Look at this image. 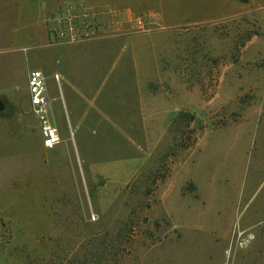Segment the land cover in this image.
<instances>
[{
    "label": "rangeland",
    "instance_id": "obj_1",
    "mask_svg": "<svg viewBox=\"0 0 264 264\" xmlns=\"http://www.w3.org/2000/svg\"><path fill=\"white\" fill-rule=\"evenodd\" d=\"M191 1L143 0L141 13V0H0V264H264V0L205 25L166 23L183 22L175 12ZM65 17L93 36L151 32L171 98L149 163L126 186L28 180L29 152L43 150L26 78L45 66L49 20L64 28ZM181 113L195 120L174 124Z\"/></svg>",
    "mask_w": 264,
    "mask_h": 264
},
{
    "label": "crops",
    "instance_id": "obj_2",
    "mask_svg": "<svg viewBox=\"0 0 264 264\" xmlns=\"http://www.w3.org/2000/svg\"><path fill=\"white\" fill-rule=\"evenodd\" d=\"M140 7L143 13V0ZM43 8L38 23L45 18L47 7ZM180 8L175 15H181L184 23H173L175 17L169 15L166 23L205 25L244 9L241 0H192ZM155 16L162 15L156 11ZM141 19H126L125 22L143 24ZM150 34V31L123 32L59 44H49L47 33L42 34L39 46L47 78V111L60 142L52 150L43 146L26 83L28 108L37 120L40 150H43L39 156V151H34V156L29 152L28 180L36 183L44 179L54 185L76 186L80 184V177L86 181L89 176L93 180H103L107 186H126L141 174L157 143L159 125L163 121V100L171 98L164 90V69L151 54L155 48ZM11 38L20 40L14 35ZM91 50L97 51L93 54L96 63L81 64L83 54ZM54 75H58L59 80ZM172 118L165 124L167 132ZM57 171L69 173V179L56 181L60 178ZM67 192L68 189L62 191ZM66 198L74 199L51 197V200L58 203ZM51 207L53 205L45 206L42 210L56 212Z\"/></svg>",
    "mask_w": 264,
    "mask_h": 264
},
{
    "label": "built area",
    "instance_id": "obj_3",
    "mask_svg": "<svg viewBox=\"0 0 264 264\" xmlns=\"http://www.w3.org/2000/svg\"><path fill=\"white\" fill-rule=\"evenodd\" d=\"M83 16L86 17V15ZM63 19L68 22L66 27H64L66 29L57 27L56 24H54L57 18L49 20L50 23L54 24H50L49 44L76 42L93 36L89 35L85 30H81L80 26H77V24H74V21H71L72 17H65ZM54 78L59 80L58 75H54ZM46 79V75L42 70L34 69L28 75L27 86L32 112L36 115L40 126L43 146L47 150H52L59 144L60 137L57 129L51 123L48 116Z\"/></svg>",
    "mask_w": 264,
    "mask_h": 264
},
{
    "label": "trees",
    "instance_id": "obj_4",
    "mask_svg": "<svg viewBox=\"0 0 264 264\" xmlns=\"http://www.w3.org/2000/svg\"><path fill=\"white\" fill-rule=\"evenodd\" d=\"M187 118H189L190 120V122H193L194 120H195V117L193 116V115H191V114H189V113H181L180 115H179V118L177 119V120H175L174 121V124H176V122H178V121H183L184 119L185 120H187ZM186 128H189V127H187V126H185ZM192 132H193V130H192ZM192 132H191V130L188 132V134H192ZM189 140L190 141H188V142H186V138L184 139V140H182V142H181V147L183 148V149H188L190 146H191V143L193 142V141H191V138H189ZM194 141H196V139H194ZM165 179V177H163L162 178V180H164ZM159 180H158V177H157V179H155L153 182H154V184H156V182H158ZM151 192H153V190H151Z\"/></svg>",
    "mask_w": 264,
    "mask_h": 264
}]
</instances>
